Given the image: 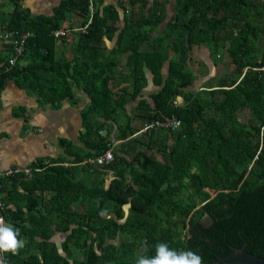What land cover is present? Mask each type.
Segmentation results:
<instances>
[{"label": "trees", "instance_id": "1", "mask_svg": "<svg viewBox=\"0 0 264 264\" xmlns=\"http://www.w3.org/2000/svg\"><path fill=\"white\" fill-rule=\"evenodd\" d=\"M164 1L125 0L123 27L108 53L102 41L116 31L118 13L111 5L100 12L102 0H60L49 17H30L14 5L0 23L33 33L16 63L0 74V87L9 78L51 106L71 98L74 84L81 87L89 98L81 110L80 134L88 156L109 148L111 138L134 134L143 121L171 115L180 120L174 130L142 132L146 142L141 135L126 140L122 146L134 150L129 161L112 151L109 163L94 166L119 169L107 185L102 177L72 179L69 169L58 164L32 171L30 177L9 178H27L32 190L22 195L11 184L3 198L9 195L15 209L6 207L5 219L20 235L37 234L41 241L36 251L22 257L2 254L6 264H136L141 255L154 256L158 242L177 251L191 250L202 264H212L216 256L244 242L247 250L264 244V70L254 69L264 65V0H174L173 14L154 34L165 16ZM68 12L82 16L81 25L90 22L84 33L77 32L74 53L64 60L55 53V41L65 34L56 38L52 31ZM201 43L213 52L225 49L232 70L209 89L186 91L191 82L187 52L191 44ZM125 51L130 96L145 83L143 62L159 87L150 95L151 109L138 101L139 125L127 118L110 136L107 119L116 122L124 102L122 94L112 97L111 73L116 55ZM169 51L173 56L167 58ZM177 96L182 104L175 102ZM243 111L248 113L245 122L238 115ZM100 129L107 131L100 135ZM140 145L166 159H155L137 148ZM94 167L93 173L98 170ZM125 170L130 178L126 181ZM34 190L49 195H39L41 210L37 199L30 204ZM21 199H26L27 211H34L25 215ZM47 203L55 205L53 214L45 213ZM203 213L212 220L205 227L199 222ZM53 231H68L60 243L64 256L48 241Z\"/></svg>", "mask_w": 264, "mask_h": 264}, {"label": "crops", "instance_id": "2", "mask_svg": "<svg viewBox=\"0 0 264 264\" xmlns=\"http://www.w3.org/2000/svg\"><path fill=\"white\" fill-rule=\"evenodd\" d=\"M60 0H0V23H4L13 8L14 5H18L26 15L28 16H44L49 17L53 13L54 7ZM121 1V3H119ZM151 0H148L150 3ZM163 1V0H160ZM125 0H102L98 8L101 12L102 7L105 5H111L118 13L117 29L111 36V38H103L102 46L104 50L109 51L114 48L116 36L119 30L123 27V17L127 13L128 6L123 5ZM165 16L162 22L158 25L154 34L160 33L166 21L173 14L174 0L164 1ZM82 16L76 12H68L65 17L60 21L59 28L65 30V36L58 38L55 41V53L60 58L66 60L74 53V42L76 40L77 31L74 29L81 26ZM227 45V42L225 43ZM224 50V56L218 62L214 61L212 51L206 44H191L186 59V69L190 72L191 82L186 86L185 90L190 92H200L204 89H209L216 84L219 77L227 74L232 70L230 59L227 52ZM108 53V52H107ZM127 51L116 55V66L111 73L110 87L112 97H116L122 94L124 97L123 108L116 114V122L111 119H107L108 133L110 136L116 135V124L123 123L127 118L132 120V123L138 122V115H136V107L138 101L143 100L149 107L153 106V101L150 95L158 89V85L152 81V73L148 68L150 77H146L145 83L135 97H131L128 91V80L126 79L127 66L125 58ZM10 54V49L7 45L0 43V68L3 66L4 58ZM173 56L171 51L168 52V57ZM215 57H220L218 54ZM167 59L162 64V75H165L167 69ZM73 96L71 98L62 99L57 106H51L49 104L40 103L35 95L26 92L23 88L16 85L11 79L6 78L0 87V169H4L8 166H30L32 164L48 160L57 161L63 160L68 164L67 167L70 171L69 177L72 179H79L88 181L92 178H103L104 185L115 176L117 168H97V172H92V168L81 164L80 161L92 156H88L87 152L89 148L83 142L80 134L83 131L81 121V110L86 104L89 103V98L86 93L77 85L72 86ZM126 89V90H125ZM177 104H182V98L180 96L175 97ZM115 115V114H114ZM98 121H102L103 118L96 116ZM138 119V120H137ZM105 132L107 129H104ZM133 135V136H132ZM125 139L113 138L115 141L110 145L112 151L123 157L126 161H129L132 155V146L127 148L122 146L126 140L139 137L142 141L146 142L147 139L142 135V132H135ZM137 148L143 150L145 153L152 155L155 159L162 161L163 157L156 150L145 149L143 146H137ZM79 158V160L77 159ZM77 161V162H76ZM63 167V166H62ZM45 169V168H44ZM43 170V169H42ZM41 170V171H42ZM39 173L40 171H36ZM124 179L129 180L128 171L125 170ZM11 184L16 187L19 194L27 195V192L32 190V183L27 178L13 181L5 179L2 181V194L3 196L8 194V189ZM30 194V204L32 199L37 201L39 195L43 198H48V193H39L38 190H34ZM52 200V199H51ZM6 207L10 210L15 209V205L9 199V195L4 199ZM19 203L22 208V212L27 213L34 211H27L25 207L26 199H21ZM52 201H58L53 199ZM40 205V206H39ZM43 203L36 202L37 208L41 210ZM55 205L47 203L45 206V213L51 211L53 214L55 211ZM8 226H12L10 220H6ZM26 225H29L26 223ZM37 229V227H36ZM65 233V232H64ZM67 233V232H66ZM66 234L63 232H52L48 241L52 242L56 249L57 245L60 248V243L65 238ZM19 239L25 241L24 247L18 251L19 256H24L28 252H34L37 249V243L41 241V237L37 234L25 235L21 234ZM61 250V248H60ZM62 254L64 252L61 250ZM65 255V254H64ZM71 264V262H69Z\"/></svg>", "mask_w": 264, "mask_h": 264}, {"label": "built area", "instance_id": "3", "mask_svg": "<svg viewBox=\"0 0 264 264\" xmlns=\"http://www.w3.org/2000/svg\"><path fill=\"white\" fill-rule=\"evenodd\" d=\"M90 22V19H88L83 25L75 28L74 30L80 33H84L86 31V27L88 23ZM62 34H65V30L63 29H54L52 31V35L54 37H59ZM33 36V33L28 30H18L13 28H4L0 27V43L7 45L10 49V56L7 57V61L3 66L0 68V74L3 72H7L11 66H13L18 57H20L23 54L24 50V43L26 39ZM254 69L257 70H264V65H261L259 67H254ZM180 126V120L176 118L175 116L171 115L168 117H162L160 119H151L148 121H143L142 126L138 130V132H144L149 131L152 128H164L169 130L177 129ZM100 135L105 134L104 129H100L98 131ZM114 139H110V145L114 143ZM113 159V153L111 147L105 149L103 152L98 153L96 155H93L92 157H88L84 159L83 161H80L81 164L86 165L87 167H94V166H102L107 163H109ZM62 165L66 166L67 162H54V161H48L44 160L34 167L31 166H8L4 169H0V218H2L5 222V209H6V203L3 198L2 194V181L5 179H9L14 176L18 177H30L32 171H41L42 169L51 166V165Z\"/></svg>", "mask_w": 264, "mask_h": 264}, {"label": "clouds", "instance_id": "4", "mask_svg": "<svg viewBox=\"0 0 264 264\" xmlns=\"http://www.w3.org/2000/svg\"><path fill=\"white\" fill-rule=\"evenodd\" d=\"M19 235V230L6 225L0 218V264H6L2 254L16 255L24 247L25 241L19 239ZM147 250L145 242L144 251L147 252ZM136 264H202V259L191 250L177 251L165 242H158L155 245V255H141L136 260Z\"/></svg>", "mask_w": 264, "mask_h": 264}, {"label": "water", "instance_id": "5", "mask_svg": "<svg viewBox=\"0 0 264 264\" xmlns=\"http://www.w3.org/2000/svg\"><path fill=\"white\" fill-rule=\"evenodd\" d=\"M142 71L145 73V76L147 78L150 77L148 68L146 67L144 62L142 63ZM210 191L211 190L208 189L209 193ZM199 222L203 227H205L208 224L212 223V220L208 214L203 213L202 217L199 219ZM5 224L9 225L8 222H5ZM68 231H65V233L63 232V234H67ZM247 244H248L247 242H244L238 248L232 247L231 251L228 252L227 254L216 256V259L212 262V264H264V258H261L256 254L249 253L246 251ZM57 248L59 254L64 256V254L60 253L61 250L58 245Z\"/></svg>", "mask_w": 264, "mask_h": 264}, {"label": "rangeland", "instance_id": "6", "mask_svg": "<svg viewBox=\"0 0 264 264\" xmlns=\"http://www.w3.org/2000/svg\"><path fill=\"white\" fill-rule=\"evenodd\" d=\"M224 50H223V48H219L218 50H216V52H213L212 51V56H213V59H214V61H216V62H218L219 60H221L222 59V57L224 56ZM215 54H218V56H220V57H215L214 55ZM239 118L242 120V121H247V118H248V113H247V111H243V112H240L239 114ZM162 155V154H161ZM162 159L164 160V159H166V156L165 155H162ZM162 160V161H163ZM210 193L212 194V191H210ZM125 208H126V206H124V210H125Z\"/></svg>", "mask_w": 264, "mask_h": 264}, {"label": "flooded vegetation", "instance_id": "7", "mask_svg": "<svg viewBox=\"0 0 264 264\" xmlns=\"http://www.w3.org/2000/svg\"><path fill=\"white\" fill-rule=\"evenodd\" d=\"M247 247V246H246ZM247 252L258 255L261 258H264V244L258 245L256 247H251Z\"/></svg>", "mask_w": 264, "mask_h": 264}]
</instances>
